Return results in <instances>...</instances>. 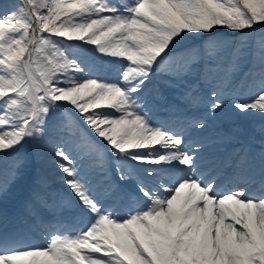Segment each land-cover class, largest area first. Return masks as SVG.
I'll list each match as a JSON object with an SVG mask.
<instances>
[{
  "label": "snow or ice",
  "instance_id": "6c2138e0",
  "mask_svg": "<svg viewBox=\"0 0 264 264\" xmlns=\"http://www.w3.org/2000/svg\"><path fill=\"white\" fill-rule=\"evenodd\" d=\"M217 28L243 35H213ZM185 39L202 42L181 57L187 68L202 50L211 57L232 43L235 53L251 44L258 91L233 107L264 115V0H18L0 9V153L42 141L51 124L86 143L106 175L112 168L121 180H136L131 190L107 184L97 192L57 145V167L75 197L61 206L87 223L75 233L48 232L43 245L0 231V264H264V150L258 169L247 152L241 157L243 187L221 192L201 170V146L189 147L143 111L147 82L174 66L170 53ZM85 45L122 61L116 80L93 77ZM211 97V110L220 109V92ZM77 115L107 149L91 141ZM8 175L0 195L26 177L24 157ZM124 197L134 207L120 216L107 202Z\"/></svg>",
  "mask_w": 264,
  "mask_h": 264
},
{
  "label": "rangeland",
  "instance_id": "374dc122",
  "mask_svg": "<svg viewBox=\"0 0 264 264\" xmlns=\"http://www.w3.org/2000/svg\"><path fill=\"white\" fill-rule=\"evenodd\" d=\"M11 3H13L15 6L18 3V0H0V5H6V4H11ZM259 28H260V26H257L256 35L259 34ZM216 30L217 31L219 30V31L217 32ZM218 33H220L219 35H223V36H227V37H241L243 35L242 33H239V32L231 33L226 28L215 29L213 35H217ZM253 39H254V36H253ZM201 43L202 42L200 40L185 39V40L181 41L176 46L179 48V51L177 52V54H175V56H177L178 58L181 59V57L185 54V51L187 49H191L193 47L199 46ZM235 47H236L235 43L229 44L227 47L223 48L222 50H219L216 55L211 56V57L208 56L207 54H205L202 50L201 51V58H202L203 54L206 57V60H205V68H206L205 70L206 71L203 75H204L205 79L208 81L209 86H212V87L215 86L214 84H216V82L218 80L222 79L223 77L226 78V80H228L230 82L233 79L237 83H239V81L241 79L244 80L243 85L240 87L241 88L240 91H237L238 89H236V93H238L240 95H244V94L248 95V97H247V100H248L252 96H254L255 93L258 91V88L255 86L254 87L251 86V89L249 91L246 90V88L248 89L251 84L253 85V82L255 80L259 79L258 74H257V67L258 66L255 64V60H254V56H253V48H252L251 44H249V47L242 49L238 53H235L233 51V49ZM84 48L87 51V53L89 54V56L92 58V61H94L95 64L97 63V61L102 62V63H106L108 60H119L116 58H111V57L96 53L95 52V46L85 45ZM170 55H172V53H170ZM201 58H200V60H201ZM200 60H199V62H200ZM180 63L183 65L182 61H180ZM197 64H199V63H197ZM197 64L193 65L191 68H188L187 72L183 76H185L187 78H189V77L192 78V76H193L192 73L195 74L198 71L197 70ZM225 65H227L226 67H230V65H235L234 68L231 67V70L229 71L228 76L226 74H224ZM168 70L167 71L154 72L150 78V81L152 82L155 76H159V75L160 76H162V75L168 76V74L170 73V70L169 71ZM250 72H251V74H250ZM254 88H256V89H254ZM176 92H179V90L177 89ZM180 92L182 93V90H180ZM249 113L251 115H257V116L261 115L258 111H249ZM56 115L58 116L59 114L57 113ZM50 119H54V118H50ZM50 128H54V127H52V125L50 124L49 129ZM59 133H60V131H59ZM66 134H69V133H66ZM48 136H49V134L45 136L43 141H47V142L51 141L48 138ZM36 142L40 143L41 141H36ZM46 146L49 147L48 145H46ZM18 151L16 152V154L25 158V172H26V174H29V172L32 170L31 165H33V161H34V156H32V155L34 153L30 152V149L28 148V146L24 147L20 152H18ZM16 154H14V156H16ZM46 154H47V157L45 158L44 156ZM53 154L54 153L47 148V149H44L41 151V154H40L41 157L39 158V156H38V159H41V161L45 162L47 160L48 156L49 157L54 156ZM0 157H1V153H0ZM41 161L39 160L40 164H42Z\"/></svg>",
  "mask_w": 264,
  "mask_h": 264
},
{
  "label": "bare ground",
  "instance_id": "6f19581e",
  "mask_svg": "<svg viewBox=\"0 0 264 264\" xmlns=\"http://www.w3.org/2000/svg\"><path fill=\"white\" fill-rule=\"evenodd\" d=\"M220 98L223 101V105L220 109H217L215 112L210 111L209 113L206 112V109H204V110L201 109L202 112H200L197 116H195V118H193V120L203 122L204 124H207V125L204 126L203 129H199V128L192 126L190 129H187L188 132L184 135L185 137L195 136L194 138H196L197 141L200 142V144L199 143L198 144L205 146V144L210 142L212 139L225 135L226 136L225 140H221V141H223V143H225V145L228 146V145H230V143H232V142H229V139H233V137L235 139L239 135V134H237L235 132H231V131H237L242 126L253 125V124L255 127H262L263 126L264 118L257 117V116H254V115H251L248 113H246V114L241 113V112L234 109V107L232 106V103L235 102V100H238L239 99L238 97H236V96L233 97L232 94L229 95V94L223 93V95ZM192 112L193 111H189V113H192ZM149 119L151 120V122L153 124L160 126V127H163L166 130L172 129L169 125V122L166 119H164L161 122L157 119H153V117L152 118L150 117ZM226 129H228L230 132L225 133ZM240 131H242V129H240ZM250 131H251V129L247 128L240 135L247 136V134H249ZM199 134H204V135L210 134V136L212 135V138H209L207 136L204 137V135L200 138ZM187 143H188V145L190 144V142H187ZM244 151L246 153L249 151V149L245 148ZM201 153H202V151L198 154H201ZM204 154H206V152ZM249 162H250V159H249ZM50 165H53V163H51ZM55 166H57V165H55ZM54 170L56 172L61 171L58 167H55ZM91 177L93 178L94 176L91 175ZM59 178L61 179V181L64 182V174L63 173L60 174ZM234 179L238 180L237 186L240 185L239 187H243L244 184L242 182H240V178H234ZM93 183L94 182H91L92 187L94 189H96L97 192L98 191L100 192L102 190V189L98 188V186L101 185L102 187H104L105 185H107V184L103 185L102 182H99L97 184H93ZM230 190H232V189H227L224 192H227ZM53 192L56 193V191H53ZM49 193L50 194L43 192L41 195L38 196V198L36 199V202H35V203H37L38 209H37V211H35V214H39L40 212H43L46 208H50L53 206V204L50 202V201H53L52 199L54 197L53 194L51 193V189H50ZM46 194L50 195L49 200L46 198L43 200V196ZM8 212H9V210H5L2 206H0V219L2 218V216L6 215ZM116 213L119 214L120 216L126 215L125 211H123V213L116 211ZM36 223L39 224V222H36ZM43 236L44 235H42L41 237H43ZM16 238L20 242L21 239L18 237H16Z\"/></svg>",
  "mask_w": 264,
  "mask_h": 264
}]
</instances>
